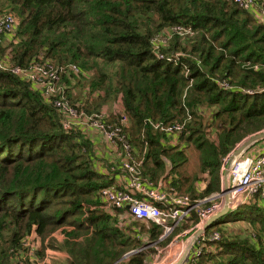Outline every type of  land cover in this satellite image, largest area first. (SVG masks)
<instances>
[{
    "label": "trees",
    "instance_id": "1",
    "mask_svg": "<svg viewBox=\"0 0 264 264\" xmlns=\"http://www.w3.org/2000/svg\"><path fill=\"white\" fill-rule=\"evenodd\" d=\"M5 12L19 24L7 50L0 45V264H29L26 239L60 230L63 256L51 264H149L154 250L123 258L161 229L107 207L103 190L121 187L97 166L93 142L65 131L55 98L11 71L51 62L68 103L104 115L145 179L199 201L220 192L223 159L264 131V23L230 0H0ZM174 125L177 135L155 129ZM175 138L200 151L197 175ZM260 198L216 222L209 232L220 241L194 264H264ZM233 221L251 228L226 234ZM197 223L193 214L180 230Z\"/></svg>",
    "mask_w": 264,
    "mask_h": 264
},
{
    "label": "built area",
    "instance_id": "2",
    "mask_svg": "<svg viewBox=\"0 0 264 264\" xmlns=\"http://www.w3.org/2000/svg\"><path fill=\"white\" fill-rule=\"evenodd\" d=\"M230 1L244 10L252 11L256 18L264 23V7L259 0ZM16 27L17 22L11 14L0 18V35H14ZM11 72L19 77L29 75L27 78L29 83L35 88L36 84L43 87L49 95L48 98H55L53 106L62 120L65 131L82 130L84 133L83 125H93L108 142L115 157L120 160L121 165L116 169L104 171L113 179L118 177L125 186L120 189L103 190L104 203L108 208L122 212L124 220L132 218L144 224L158 226L162 231L158 240L154 242L141 238L144 240L143 246L127 254L123 260L137 253L154 250L149 264H178L183 256L185 259L182 264H194L202 256L212 252L215 243L221 239L218 232H209L215 223L205 229L210 219L224 212L227 204L231 213L243 205L254 202L259 195L264 200V153L246 157L241 155L235 159L234 151L230 153L222 161L220 192L212 198L193 201L189 196L177 194L167 185L164 178L158 185L145 179L141 174V163L135 158L131 146L118 132L102 123L101 120L106 118L104 115L87 117L68 103L67 89L65 86H59L61 79L51 62L41 61L27 69L14 68ZM75 72L78 73V70L75 69ZM155 127L168 135H177L183 130L182 125ZM193 214L197 215L198 223L190 229L180 230L182 224ZM127 223L129 222L124 223L123 227H127ZM177 231L180 233L176 234ZM199 231V236L194 240V235ZM137 238L140 239L139 236ZM28 257L31 258L30 253ZM18 263L26 264L24 258L19 259Z\"/></svg>",
    "mask_w": 264,
    "mask_h": 264
},
{
    "label": "rangeland",
    "instance_id": "3",
    "mask_svg": "<svg viewBox=\"0 0 264 264\" xmlns=\"http://www.w3.org/2000/svg\"><path fill=\"white\" fill-rule=\"evenodd\" d=\"M7 14H10V12H5V13L0 14V18L4 17ZM11 15L15 17V20H16L17 24H19V19L17 18V15L15 13L14 14L12 13ZM13 36L14 35H12V34H1L0 35V45L2 46V49L7 50L6 48L9 46V44H11L10 42H12ZM28 76L29 75H27V77L22 76L21 78L24 81H27L28 82V80H29V79H27ZM35 86L38 89L35 88V87L34 88L41 93V97L42 98L47 99L49 97V95L46 93V91H45V89L43 87H40L37 84ZM76 94H77V91H75V90L71 92V95L72 96H75ZM207 125H208V123H207ZM83 129L85 130L84 133H86V136L89 139L91 138L90 136H92L94 138L93 139L94 142L91 140L92 138L90 140L93 142L92 143L93 144V150L95 151V153H94L95 156L94 157L96 159L95 162H96L97 166L99 167V169H103V170H105V169H111V168L116 169L117 166H120L121 165V162H120V160H118V158H116V157H109L108 155H106L107 148H108L107 147L108 146V142L105 140V138L102 136V134L95 129V127L93 125H86L85 124V125H83ZM96 132L99 133L102 136L105 146L104 145L103 146L102 145L100 146V143L101 142H99V143L96 142L95 137H94V133H96ZM211 132L214 133L213 131H211ZM251 137H253V136L248 137V139L251 138ZM212 139L213 138H211V140ZM245 140H247V139H245ZM177 144L180 145L179 148L185 149V151L187 153L188 163L185 166L186 167V170L192 176L197 175L199 173V154H200V151L196 148V145L193 144V143H187L186 141H182L180 143H177V139L176 138L175 139H172L171 145L177 146ZM105 149H106V151H105ZM242 155H243V157H246L247 156L245 152ZM171 168H172L171 164L169 162H167V173L170 172ZM200 188L201 189L203 188L202 185L200 186ZM184 196H188V195H184ZM260 199L262 201L261 204H264V200H263V197L262 196H261ZM261 204H259V205H261ZM107 210L110 211V209H107ZM227 220H228V218L227 219L225 218L224 221H227ZM185 223L187 224V222H185ZM185 223L182 224L183 227L185 226ZM141 224H139V225H141ZM248 224L249 223L246 222V221L245 222H242V221H233V222H230V223L224 225V227L226 226V228H227L224 231H225L226 234H228L230 232H234V231H241V230L244 231V229H248V228L250 229L251 228V227H248ZM139 225H138V227H140L141 228V231H143L142 234H146L144 232V228L142 227L144 225H141V226H139ZM145 225H146L145 226V229L146 230H150L149 228L151 227V225H149V224H145ZM126 226L129 227L130 224L127 223ZM133 227L134 228H137V226H135V225ZM178 233H180V231H177L176 232V234H178ZM142 234H139V236L142 235ZM142 236H145V238L143 237V239H146V237L148 235H142ZM63 240L64 239H63L62 230L53 233L49 238L46 239L45 242H43L41 239L36 238L34 236L27 238L26 239L25 248H27V249L30 250L29 253H30V256H31V258H30L31 260H30V263L29 264H44V263L51 264V263H53L52 262L53 261L52 258H54L55 256L62 257L63 256L62 254H60L59 252H55V251H59L60 250V248L62 246ZM44 245L47 248L46 258H45V260H42L41 261L38 258V253H40V251L42 250V246H44ZM53 248H56V250H54ZM153 254H154V252L152 253V255ZM17 259H15L14 260V263L12 262V264H17V261H18Z\"/></svg>",
    "mask_w": 264,
    "mask_h": 264
},
{
    "label": "water",
    "instance_id": "4",
    "mask_svg": "<svg viewBox=\"0 0 264 264\" xmlns=\"http://www.w3.org/2000/svg\"><path fill=\"white\" fill-rule=\"evenodd\" d=\"M263 140H264V132H261L259 134H255V136L253 135V137H251L249 139L247 138V140H244L242 143H240L237 146V148L234 150L233 158L235 159V158L241 156L247 149H249L250 147H252L256 143L263 141ZM229 213H230V210H229V206L227 204L225 207V211L222 212L221 214L215 216L214 218L210 219L208 221V223L206 224L205 229H208L214 223H216V222L220 221L221 219H223L224 217H226ZM199 234H200V231L194 235L193 239L195 240L199 236ZM184 259H185V256L182 257V259L180 260V262L178 264H182Z\"/></svg>",
    "mask_w": 264,
    "mask_h": 264
},
{
    "label": "crops",
    "instance_id": "5",
    "mask_svg": "<svg viewBox=\"0 0 264 264\" xmlns=\"http://www.w3.org/2000/svg\"><path fill=\"white\" fill-rule=\"evenodd\" d=\"M96 133H94V137H95L96 142H98V143L101 142L100 146L101 145L105 146L103 138H102L103 135L101 136L99 133H97V134ZM90 137L92 138V139L91 138L90 139L94 142V140H93L94 138L92 136H90ZM107 147L108 148H107L106 155H108L109 157H115V154H114L113 150L110 148V146L108 145ZM105 151H106V149H105ZM245 153L247 156L255 155L257 153H264V140L256 143L252 147H250L248 150L245 151ZM115 181H116V184H119V187L125 186L124 183L118 177L115 178Z\"/></svg>",
    "mask_w": 264,
    "mask_h": 264
}]
</instances>
